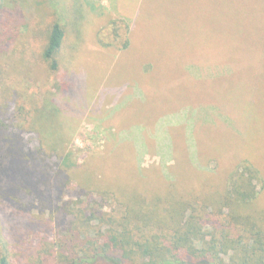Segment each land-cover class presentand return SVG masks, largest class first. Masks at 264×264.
Masks as SVG:
<instances>
[{"label": "rangeland", "instance_id": "obj_1", "mask_svg": "<svg viewBox=\"0 0 264 264\" xmlns=\"http://www.w3.org/2000/svg\"><path fill=\"white\" fill-rule=\"evenodd\" d=\"M236 1L0 0V120L11 131L23 128L24 142H44L48 157L55 156V137L43 131H55V120L45 117L36 128L33 123L38 109L50 108L46 100L55 108L58 97L67 153L81 164L88 160L93 169L118 157L123 173L133 169L130 179L116 172L118 165L107 175L130 197L140 192L129 189L139 164L149 190L165 184L163 142L175 150L166 169L191 189L204 177L212 185L227 182L248 163L264 179V29L256 27L258 15L238 12ZM242 3L249 7L251 0ZM121 20L130 25V47H104L112 40V23ZM55 23L65 31L56 73L44 59ZM119 33L125 34L123 25ZM63 79L68 91L58 95L55 86ZM191 134L202 166L191 154ZM126 135L130 141L122 142ZM137 140L149 141L143 158ZM187 164L196 172L185 170ZM256 183L262 188L260 179ZM91 188L94 200L102 201ZM11 191H0V255L9 247L13 264H56L48 258L63 238L56 211L49 229L50 208L41 214V203L26 190L16 197ZM77 199L74 182L65 200ZM102 203L95 209H123L114 200ZM94 224L97 231L105 228Z\"/></svg>", "mask_w": 264, "mask_h": 264}, {"label": "trees", "instance_id": "obj_2", "mask_svg": "<svg viewBox=\"0 0 264 264\" xmlns=\"http://www.w3.org/2000/svg\"><path fill=\"white\" fill-rule=\"evenodd\" d=\"M236 2L241 7L238 12L258 15L256 27L264 29V0H251L249 7L243 5L242 0ZM125 22L112 23L114 34L111 42H103L104 47H111L114 42L121 46V50L130 47L131 30ZM120 25L125 27L123 36L119 33ZM255 39L259 41L261 37ZM64 40L62 25L55 23L44 50V59L55 73L59 71L57 56ZM68 86L63 79L55 86V91L60 95L68 91ZM46 102L50 103V108L44 105L36 111L33 127H41L45 117L46 121L55 120V131L46 126L43 130L46 136L55 137V145L50 146L55 156L48 157L44 142L35 147L24 142L23 128L11 131L0 120V191L12 194L11 190L15 189L13 196L16 197L19 191L26 190L34 202L41 203V214L50 208L45 224L48 228L55 219L53 211H56V227L64 238L55 241L54 250L48 256L56 264H264V179L252 164L246 162L248 164L239 167L227 182L220 180L219 184L212 185V181L204 177L207 180L200 178L194 185L196 187L191 189L177 181L178 175L166 169L165 165L173 158L175 150L163 142L166 149L162 161L167 179L165 184L156 188L153 185L149 190L145 183L148 178L141 176L143 170L139 164L137 175L140 177L134 174L137 177L134 176V180H137L129 185V189L140 192H136V197H130L112 186L115 179H110L107 174L109 170L115 171L113 167L118 165L122 168L116 172L130 179L133 169L123 173L124 166L118 163V157L109 163L105 160L107 164L94 165V169L88 160L82 164L75 161L73 153H67V135L60 128L59 116L64 112L62 103L58 97L55 98V108L51 102ZM43 131L42 136H45ZM191 136L189 146L196 147L191 154L202 166L201 153L194 135ZM125 141H130L127 135L122 142ZM148 142H133L140 150V158L144 157L143 150ZM190 166L184 165L185 170L189 168L195 173ZM199 170L208 172L205 168ZM258 178L263 183L260 189L256 183ZM74 182L79 200L66 201L65 194ZM91 187L97 188L95 193L102 201L94 200ZM82 197L85 200L82 201ZM107 200L118 202L123 209L109 213L95 209L97 204L103 205L102 202ZM97 221L105 224V228L97 231L94 224ZM9 254V247H5L0 264H13Z\"/></svg>", "mask_w": 264, "mask_h": 264}]
</instances>
